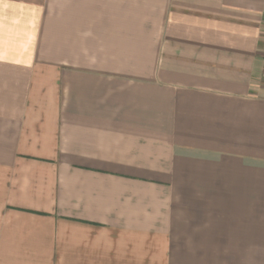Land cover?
Wrapping results in <instances>:
<instances>
[{
  "label": "crops",
  "instance_id": "0c3cea01",
  "mask_svg": "<svg viewBox=\"0 0 264 264\" xmlns=\"http://www.w3.org/2000/svg\"><path fill=\"white\" fill-rule=\"evenodd\" d=\"M0 264H264V0H0Z\"/></svg>",
  "mask_w": 264,
  "mask_h": 264
}]
</instances>
